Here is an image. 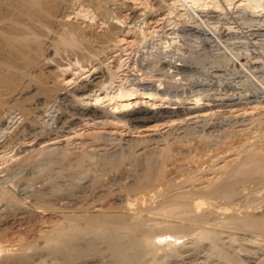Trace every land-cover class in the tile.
<instances>
[{
  "label": "bare ground",
  "instance_id": "1",
  "mask_svg": "<svg viewBox=\"0 0 264 264\" xmlns=\"http://www.w3.org/2000/svg\"><path fill=\"white\" fill-rule=\"evenodd\" d=\"M153 2L0 0V164L18 165L0 176L25 169L0 179V264H143L187 238L264 264V108L245 116L264 107V0ZM134 96L151 104L109 108ZM109 120L158 132L70 146Z\"/></svg>",
  "mask_w": 264,
  "mask_h": 264
},
{
  "label": "rangeland",
  "instance_id": "2",
  "mask_svg": "<svg viewBox=\"0 0 264 264\" xmlns=\"http://www.w3.org/2000/svg\"><path fill=\"white\" fill-rule=\"evenodd\" d=\"M124 2L126 3V4H129L130 6H133V7H136V8H147V9H151V8H153L154 7V2H153V0H124ZM125 13L126 14H128V11H125ZM164 13H166V11H163V13L162 14H164ZM153 24H155V23H152V25ZM127 37V40H124L122 43H120V45H121V47H125V48H127V50L126 51H122V53H127V52H130L131 51V49H130V43L133 41V39H134V36L131 34V35H128V36H126ZM120 52V50H118L116 53H119ZM125 57L127 56L126 54L124 55ZM128 69V68H127ZM190 101H192V100H190ZM92 102H94V101H92ZM130 102H131V104L128 106V107H125V108H121V109H119V108H113L112 106H110L109 108L111 109V111H113V112H115V113H121L122 111H128V110H131V109H134V108H138V107H140L141 105H144V106H146V105H150L151 103H150V101H148V98L147 97H142V96H134L133 98H131L130 99ZM105 104H107V103H105ZM168 106H170V105H168L167 103H162V102H157V104L156 105H152V107H155V109H165V108H168ZM264 107H257V108H254L253 107V104H250V105H248V106H246V108H245V116L248 118V117H250L251 115L253 116L251 119H253V118H258L259 116H261L262 114H263V112H262V109H263ZM233 110H234V112H236L235 114H238V115H241L243 112H244V109L243 110H236V108H232ZM243 111V112H242ZM248 115H250V116H248ZM240 118H242V115L241 116H239ZM250 119V118H249ZM248 119V120H249ZM248 120H246L247 122H248ZM257 121H258V119H256ZM256 120H252L251 122H250V120H249V123H246V125L245 124H241V125H239L237 128H243V127H246L247 129H249V127H250V129H253V130H255L256 129V127H257V124H258V122L256 121ZM162 126V125H161ZM100 128L102 129V131H104V132H111V133H114V134H122V135H124V136H126V137H130V136H138V137H145V136H150V135H154V134H156L157 132H158V129H155V128H153V126H151V125H144V126H142V127H139V128H132V127H129V126H127V125H124L123 123H119V122H117V121H110L109 120V122H107V124H105V125H102V124H100V125H95V124H93V122L92 123H88V124H86V125H83V124H81V125H78L77 126V129L76 130H72L70 133H69V136H70V142H71V144H70V146L72 147V148H78V145H79V138H80V135L79 134H84V133H89V132H91V131H94V130H100ZM160 129H163V130H165V129H167V126H165V125H163L162 127H160ZM68 135V134H67ZM63 137H65V136H63ZM67 137V136H66ZM65 137V138H66ZM154 144H152L151 146H153ZM112 149V150H111ZM109 151H110V153H109V157L112 159V158H116L117 157V152H118V150H116V149H114V148H111ZM117 151V152H116ZM14 161H9V162H6V163H4V164H0V170L1 169H5V171H3V172H1L0 171V175L1 174H3V173H8V171H7V168H9L10 166H14L13 168L15 169V168H17L18 167V165L17 164H15L14 165V163H13ZM14 169H12L11 170V174L9 175V174H6L5 176H3L2 178H1V176H0V179L1 180H4V179H8L9 177H11V175L12 176H14V174L16 175V171H18L19 170V175L20 174H22V172H24L25 171V169L24 170H22V169H17L16 171H14L13 172V170ZM21 170V171H20ZM18 175V174H17ZM224 238V240L227 242V238L228 237H223ZM188 240H185L184 242H188L187 243V245H184V244H186V243H182V245H181V243L179 244V246H178V244H177V247H178V249H179V252H175V251H173V252H171L172 250H170L169 249V251H167L166 252V250H161V251H158V252H161V253H157L158 255H156L157 256V258L155 257L154 258V260H153V258H151L150 259V261H149V259L147 260L146 258H143V264H150V262H151V264H184L183 262L184 261H189L190 259L192 260L193 258H197V259H193V261L195 260V263H197V264H200V263H198L197 261H201L202 262V264H204V262H205V264L207 263V264H220L221 262V264H238V260L239 259H241L242 257V254H241V256H238L236 253V251L234 250V249H232L236 244L234 243L233 244V247L232 246H230L228 249H227V247L226 246H228V244L227 243H225L224 244V247H223V249L224 248H226L228 251H230V252H232V254L234 255V257H236V258H234V257H232L233 255H230V257H232V258H234V259H230V260H228L229 261V263L227 262V260H225V258L223 259V257H222V254L223 253H221V252H223L222 250L223 249H221V251H219L218 252V254H216V250H214L213 248H211V250H209V252L211 251L212 253H214V255L213 254H211V253H209L208 252V249H206V248H208L209 247V243H208V241L206 240V241H201V242H199V243H201L202 244V248L200 247V245L201 244H198V243H196L195 244V242L194 241H192L191 240V238L189 239V238H187ZM189 240H190V242H189ZM192 242V243H191ZM193 242H194V244H193ZM205 242V243H204ZM229 243V242H228ZM205 244V245H204ZM208 244V245H207ZM180 245L182 246V247H180ZM196 245H198V246H196ZM226 245V246H225ZM230 245H232V244H230ZM185 246H187V247H185ZM194 246H196V247H194ZM208 246V247H207ZM253 246V249L254 248H257V251H258V249L259 248H261V250L259 249V252H263L264 250V245H263V247H262V245L259 247V246H254V245H252ZM251 246V247H252ZM207 250H205L204 248ZM230 248L232 249V251L230 250ZM186 251H185V250ZM202 249V250H201ZM210 249V248H209ZM168 250V249H167ZM188 250V251H187ZM190 250V251H189ZM196 250V251H195ZM226 250V251H227ZM215 251V252H214ZM218 251V250H217ZM224 251H225V249H224ZM225 251V252H226ZM166 253V255H165V253ZM209 254H208V253ZM233 252H235V254L233 253ZM164 253V254H163ZM169 253V254H168ZM174 253V254H173ZM178 253H179V255H178ZM197 253V254H196ZM207 253V254H206ZM228 254H231V253H229V252H227ZM183 255L182 257H181V255ZM192 254V255H191ZM194 254V255H193ZM207 256V258L205 257V255ZM213 256V260L211 261V255ZM178 257H177V256ZM184 255L186 256V257H184ZM189 255H190V257H189ZM210 255V256H209ZM217 257H216V256ZM220 255H221V258H222V260H220L221 258H219L220 257ZM237 255V256H236ZM240 255V254H239ZM160 256V257H159ZM167 256V257H166ZM188 256V257H187ZM193 256V257H192ZM199 256H201V257H199ZM166 257V258H165ZM218 260H216L215 258ZM229 257V258H230ZM185 258H187L186 260H185ZM156 259V260H155ZM182 259H184L183 261H182ZM215 259V260H214ZM243 259V258H242ZM155 261V263L154 262H152V261ZM165 260V261H164ZM197 260V261H196ZM210 261H211V263H210ZM156 262H158V263H156ZM168 262V263H167ZM219 262V263H218ZM263 262H261V264H262ZM133 264V263H132ZM135 264H137V263H135Z\"/></svg>",
  "mask_w": 264,
  "mask_h": 264
}]
</instances>
